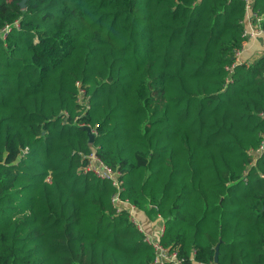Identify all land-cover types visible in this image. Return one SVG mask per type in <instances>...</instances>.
Returning <instances> with one entry per match:
<instances>
[{"label":"trees","instance_id":"trees-1","mask_svg":"<svg viewBox=\"0 0 264 264\" xmlns=\"http://www.w3.org/2000/svg\"><path fill=\"white\" fill-rule=\"evenodd\" d=\"M19 1L0 0V28L19 21L0 38V264H152L91 153L183 264H264V56L225 83L243 1Z\"/></svg>","mask_w":264,"mask_h":264},{"label":"built area","instance_id":"built-area-1","mask_svg":"<svg viewBox=\"0 0 264 264\" xmlns=\"http://www.w3.org/2000/svg\"><path fill=\"white\" fill-rule=\"evenodd\" d=\"M244 3V18L242 21L243 29H242V41L241 45L233 50V57L230 64L226 65L225 68L227 70L226 76V84L231 82V74L234 72V69L238 65L249 66L254 60L250 57H246L244 54L249 47L250 43L253 40L261 39L264 41V13L260 12L254 7V0H242ZM15 27H19V21L14 20L11 24H5L0 28V38L4 39L5 36L10 32V30ZM259 56H264V46L261 50L258 51ZM83 93V90H81ZM91 132L93 134L96 133L95 129H92ZM264 151V137L260 141L259 145L256 149L250 150L249 154L251 155V163L254 164L257 157ZM87 162L85 165V170L91 171L93 174L98 176L99 178L109 180L111 184L116 188L115 193L111 197L112 203L119 208L120 202L127 203V200H122L119 198L118 194L121 189L122 180L119 179V171L110 168L104 162L95 155V153H91L86 156ZM250 163V164H251ZM129 203V202H128ZM131 208H134L132 204H130ZM129 215L131 221L134 223L138 231H140L144 235V240L149 243L154 249V260L152 264H183V259L178 256L175 250L170 251L167 247L163 246L157 239H154L147 233H144L143 228L139 224V222L132 216L131 210L129 209ZM157 219H160L159 216ZM163 227V226H162ZM163 230V228H162ZM162 233V232H161Z\"/></svg>","mask_w":264,"mask_h":264},{"label":"crops","instance_id":"crops-1","mask_svg":"<svg viewBox=\"0 0 264 264\" xmlns=\"http://www.w3.org/2000/svg\"><path fill=\"white\" fill-rule=\"evenodd\" d=\"M264 46V41L259 39L253 40V42L250 43L249 47L247 48L245 52L246 57H250L253 60H257V57L259 56V50ZM119 204L120 208L122 205L124 207H128L127 209L131 210L132 216L139 222L141 227L143 228L144 233L149 234L154 239L160 235L161 227L163 226L162 221L160 219H153L148 220L140 211H138L135 207L131 208L130 203L120 202Z\"/></svg>","mask_w":264,"mask_h":264},{"label":"water","instance_id":"water-1","mask_svg":"<svg viewBox=\"0 0 264 264\" xmlns=\"http://www.w3.org/2000/svg\"><path fill=\"white\" fill-rule=\"evenodd\" d=\"M26 0H20L19 1V4L21 7L24 6V3H25ZM84 129L86 130V133L88 135V138H89V142L91 143L92 142V139L94 137V134L90 131V128L88 126H85ZM217 253H218V246H215V252H214V261L217 260Z\"/></svg>","mask_w":264,"mask_h":264},{"label":"rangeland","instance_id":"rangeland-1","mask_svg":"<svg viewBox=\"0 0 264 264\" xmlns=\"http://www.w3.org/2000/svg\"><path fill=\"white\" fill-rule=\"evenodd\" d=\"M81 96H82V95H81ZM157 217H158V216H157ZM157 217H156V218H157ZM160 220H161V219H160ZM162 228H163V227H161V232H162ZM161 232H160V234H161Z\"/></svg>","mask_w":264,"mask_h":264}]
</instances>
